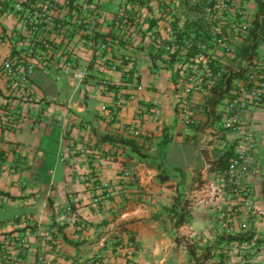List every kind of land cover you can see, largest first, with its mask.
<instances>
[{"label": "crops", "instance_id": "0c3cea01", "mask_svg": "<svg viewBox=\"0 0 264 264\" xmlns=\"http://www.w3.org/2000/svg\"><path fill=\"white\" fill-rule=\"evenodd\" d=\"M103 2L106 20L96 40L115 29L119 0ZM248 5L254 14L256 4ZM149 18L108 55L130 62L109 70L79 51V66L89 74L82 82L54 68L37 70L28 92L3 74L2 62L26 47L15 17L0 16V264L5 257L10 264H195L189 246L195 258L209 249L203 264H264V109L245 116L258 138L259 171L247 179L255 214L224 221L220 212L236 202L209 197L205 188L220 171L212 169L221 155L212 140L220 123L208 125L202 99L195 123L180 125L176 66L151 38L155 33L164 43L171 28ZM261 46L257 60L264 59ZM104 80L110 90H103ZM118 99L122 106L111 116ZM89 159L111 189L104 203L87 179ZM178 197L192 207L190 219L174 227L169 209ZM242 222L258 237L244 250L222 240L239 235Z\"/></svg>", "mask_w": 264, "mask_h": 264}, {"label": "built area", "instance_id": "2783aa9c", "mask_svg": "<svg viewBox=\"0 0 264 264\" xmlns=\"http://www.w3.org/2000/svg\"><path fill=\"white\" fill-rule=\"evenodd\" d=\"M130 1L119 0L112 19L114 31L96 40L99 26L106 20L103 0H0V16L11 14L15 17L16 34L26 47L25 52L2 62L3 74L8 79L17 78V85L28 92H32L31 77L37 70L54 68L61 75L82 82L89 74L86 67L79 66V51L89 52L93 66L116 70L123 62H130V58L111 59L108 55L134 31L142 29L149 17L151 21L153 18L165 20L170 28L172 23L181 27L186 19L178 18L174 9L180 7L179 12L194 9L197 17L193 18L206 27L205 37L194 43L187 38L182 46H177L172 31L164 43L155 33L151 36L166 56L176 55L178 78L175 85L180 90L176 116L180 125L192 126L199 102L227 72L225 61L234 58L235 47L247 40L253 17L247 15L244 5L233 0H194L189 8L185 4L187 0H139L143 4ZM256 1L264 5V0H254L255 4ZM190 48L194 50L189 54ZM237 67L230 68L237 70ZM240 68L246 71L244 76L233 80L229 95L219 104L221 108L218 112L217 107L215 109L221 131L220 134L214 132L212 140L216 141L221 154L228 153V159L224 169L205 187L209 197L222 194L227 201L236 202L220 212L219 217L224 221L239 219L243 213L255 214L254 192L247 179L259 171L258 138L248 128L245 116L251 109H264V59H255L250 64L241 62ZM101 86L104 91L111 88L107 80L102 81ZM122 103L121 99L114 103L111 116L117 114ZM4 121L7 123L9 119L4 118ZM131 134L137 136L139 133L131 128ZM96 168L95 162L89 159L87 179L93 182V188L100 192V202L104 203L110 199L111 189L100 180ZM239 228L241 234L250 230L246 222ZM224 231L230 232L228 228ZM256 238L254 234L251 240L236 243L244 250L248 244H254ZM10 261L5 257V264Z\"/></svg>", "mask_w": 264, "mask_h": 264}, {"label": "trees", "instance_id": "16d2710c", "mask_svg": "<svg viewBox=\"0 0 264 264\" xmlns=\"http://www.w3.org/2000/svg\"><path fill=\"white\" fill-rule=\"evenodd\" d=\"M132 3H139L143 4V1L139 0H131ZM256 7L257 11L256 14L253 17L252 20V27L249 32V36L247 40L237 45V49L235 51V59L241 62H246L248 64L252 63L253 60L257 58V49L258 47L264 43V5L263 3H260L256 1ZM191 11H195L192 9ZM196 12V11H195ZM195 18V15H194ZM193 17L191 19L186 18L184 24L179 27L177 23H172L171 25V31L174 34L175 37V45L182 46V43L185 39H192L193 43L200 39V37L207 35L206 27L202 25L199 19H194ZM205 37V36H204ZM194 48H190L188 53L190 54ZM176 55L172 54L168 56L167 64L168 65H175L177 63ZM240 63L238 64L237 70H233L230 67H228V70L226 73L223 74L222 78L216 83L214 87L209 91V94L204 98V102L202 104L203 112L207 116V122L208 125L212 124L215 120H218V117L215 116V109L216 107L229 95V89L232 85L233 80L235 79H241L244 74L245 70H242L240 68ZM178 74L175 71V83L177 81ZM103 140H109V141H116L113 139H108L106 137H103ZM121 143H124V141H120ZM125 144H128L133 149V145L131 143L125 142ZM228 159V153H223L219 156L217 161L212 163V166L217 167L220 170H223L226 161ZM191 202L184 199L175 198L173 206L169 209V212L173 216V225L174 227H179L180 225L184 224L190 219V210H191ZM254 230L250 229L247 233L239 234L236 236L232 235H224L222 236V240H226L227 242H242L251 240L254 236ZM188 251L192 258H194L195 264H203L209 256V249L205 250L204 253L200 258H195L196 252L195 247H188Z\"/></svg>", "mask_w": 264, "mask_h": 264}, {"label": "rangeland", "instance_id": "374dc122", "mask_svg": "<svg viewBox=\"0 0 264 264\" xmlns=\"http://www.w3.org/2000/svg\"><path fill=\"white\" fill-rule=\"evenodd\" d=\"M233 1L236 2L237 4L244 5L248 16L254 17V15L256 14L257 10H255V13L251 15V13H250V9L251 8L248 5L249 3H255L254 0H233ZM192 3H194V0H187V2H185V4L187 5L186 7L189 8L192 5ZM179 8L180 7H177V8L174 9L175 15L178 18H181L180 16H183L184 19H186V18L191 19L196 14L193 11H190V9L189 10H185V11L181 10V12H179L180 11ZM195 17H197V16H195ZM144 19H146V18H144ZM261 47L262 46L260 45L259 50H258L259 55L263 54ZM236 49H237V46L234 49V54H235ZM225 63H226L225 64L226 67H236L240 62L238 60H236L235 58H232V59H227L225 61ZM218 151H219V149H218Z\"/></svg>", "mask_w": 264, "mask_h": 264}]
</instances>
